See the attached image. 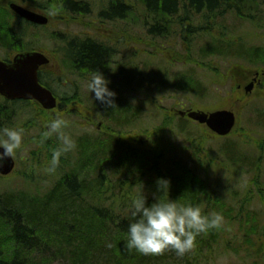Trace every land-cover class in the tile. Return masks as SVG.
I'll list each match as a JSON object with an SVG mask.
<instances>
[{
  "label": "rangeland",
  "instance_id": "rangeland-1",
  "mask_svg": "<svg viewBox=\"0 0 264 264\" xmlns=\"http://www.w3.org/2000/svg\"><path fill=\"white\" fill-rule=\"evenodd\" d=\"M45 1L47 5V0H40V3L43 4ZM81 1L87 3L92 14L83 15L58 7V10H55L56 14L50 15V9L47 12L51 19L50 24L39 29L30 28L25 34L24 43L28 45L29 49L41 50L49 56L53 64L58 66L56 72L57 75H61L62 81L70 79V76L65 72L67 64L64 63L62 53L63 38L65 40L90 38L96 41H107L105 37L108 33L103 31L104 21L98 15L100 10L107 6L109 0ZM124 2L130 8L125 20H115L113 26H106L114 31L115 26L134 39V50L131 49L128 52L127 47L125 50L121 45L118 47L120 50H124V60H121V57H113L116 66L124 64L127 69L131 70L130 80L127 73L125 76L116 74L106 76L111 80L110 87L112 89L117 85L122 90L116 97L118 109L108 108L99 101L97 107L92 103H87L84 98L77 100L74 106L68 104L65 110L59 113L71 123V127L66 129V132L72 135L75 143L85 135L93 138L96 135L95 131H98L104 139H107L111 134L113 135L110 137L111 141L120 139L119 141H123L133 149L138 147L141 150H146L154 145L156 147L162 145L166 152L171 149V155L176 154L178 158L186 160L192 167H196L197 162V173L206 181L209 180L213 192L231 210L233 207L237 208L245 198H250L249 206L241 213L244 222L247 223L246 229L242 231L234 225L227 232L226 238L223 237L222 241L219 240L218 245L212 243V248L217 250L209 257V264H264V256L260 253L261 250L264 253V242L258 240L259 237L264 236V129L256 122L257 116L264 114V77L260 79V85L255 83L251 93L246 94L244 91L256 74L264 73V67H251L250 60L244 61L237 55H232L233 58L227 56L226 59L211 58L222 75H226L230 67L240 64L241 66L238 65L240 70L237 71L240 74H238L239 83L235 84V80L232 79L225 82V87H219L212 83L210 72H201L198 73L200 80L204 86L209 87V93L202 98L193 97L191 93L180 89H173L172 85L182 81L180 76L190 70L180 63L166 61L165 51L170 49H175V52L181 51L180 40L175 35H171L168 39L159 38L155 35L156 33H150V30L153 27L160 30L169 27L170 30L177 31V24L173 20L163 21L154 16L148 7L142 5L141 0H124ZM5 3L6 0H0L1 6L4 7ZM244 12L245 15L251 13L254 17L252 23L236 17L234 13L227 14L217 22L223 24L222 27L227 29L229 36L241 38L244 49L264 46V0H257L251 8L245 6ZM12 16L14 15L12 14ZM191 20L194 26L202 22L199 15L192 14ZM209 43L210 38L202 36L197 41L196 49ZM12 52L15 51L0 49V59L9 56ZM113 68L115 70V67ZM157 73L158 75H156ZM90 77L88 75L86 80L78 82L88 96L94 97V94L87 88ZM71 79L73 78L71 77ZM147 83L153 85L142 87ZM137 84H141L140 89H137ZM133 101L135 102L133 103ZM181 109L204 112L229 110L235 114L236 127L231 135L221 138L214 136L206 127L186 119L182 124L193 130L191 133L194 138L189 139L184 132L175 128L181 124L177 119H174L175 134L170 136L172 146L168 147L165 140L163 144L160 142L158 139L160 135H156L158 131L154 129L161 124L165 115H172L174 110ZM117 110L120 112L119 118L113 115V111ZM7 113L9 115L7 125L9 120L11 121L8 127L23 128L25 139L22 148L17 150L15 156V170L8 177L0 178V194L7 193V190L16 192L22 190L34 195L49 187L53 188L62 176L63 168L59 165L54 174H48L45 171L52 155V151L48 148L44 149L42 144L45 142L43 132L46 131L47 120L41 112L35 117H32L27 111L20 112L19 118L16 116L12 118L10 110ZM136 113L138 116L135 115ZM70 115L73 116L70 117ZM176 133H179L178 136H175ZM243 134L248 135L247 142L244 141L246 136ZM30 138L34 140L31 144L29 143ZM51 140H46V142L51 141L48 143L51 149H54L56 144L57 147L59 146L57 138ZM92 142L94 143L95 140ZM228 143H233L236 151L230 150V146H226ZM224 145L227 153L237 159L234 164L229 162L222 153ZM75 149L77 148L75 147L73 150ZM73 155L76 156L75 153ZM42 159L43 162L40 163ZM72 163L74 165L69 168V171L77 173L76 160H73ZM198 163L202 166L200 164L198 166ZM79 177L82 179L83 175L79 174ZM253 178L260 183L261 195L253 186ZM149 194L146 192L145 195L149 196ZM2 232H4L3 229ZM253 240L255 243H252ZM13 243L12 241L8 242L10 245ZM41 252L47 257L52 256L44 250ZM170 253L173 256H169ZM166 255L168 257L159 260L157 264H186L183 257L176 256L173 251H166ZM47 257L44 264H61L55 262V259L49 260ZM179 259L182 263H178ZM190 264H200V259H191Z\"/></svg>",
  "mask_w": 264,
  "mask_h": 264
},
{
  "label": "trees",
  "instance_id": "trees-1",
  "mask_svg": "<svg viewBox=\"0 0 264 264\" xmlns=\"http://www.w3.org/2000/svg\"><path fill=\"white\" fill-rule=\"evenodd\" d=\"M256 1L141 0L142 5L154 11L158 18L163 21L173 20L178 26L177 31L170 30L169 27L163 30L153 27L152 31L150 30V33H156L159 38L168 39L175 35L180 40V52H175V49L164 52L166 61L180 63L190 69L180 76L182 81L172 85L173 89H180L191 93L193 97L202 98L209 93V87L204 86L200 80L198 73L201 72H210L212 83L219 87H225V82L232 79L235 80V84L239 83L240 74L237 71L240 70L238 68L240 64L234 62L237 66L230 67L226 75H222L211 58L226 59L227 56L233 58L232 55H237L244 61L250 60L251 67H264V46L244 49L241 38L229 36L227 29L222 27L223 24L217 22L227 14L234 13L236 17L252 23L254 17L251 13L245 15L244 9L245 6L251 8ZM63 7V10L78 9L79 12L77 3L67 2L68 8ZM177 7L185 9L183 18L178 20L175 14ZM116 12L121 15L122 8H116ZM192 14L201 16V24L197 26L192 24ZM30 28V25L12 16L11 12L0 5L2 49L17 51L19 43L27 49L28 45L24 43V39ZM202 36H208L210 43L196 49L197 41ZM62 43L63 56L70 60L69 43L64 38ZM71 56L70 61L79 68L87 67L96 71L102 69L103 52L95 44L89 42L81 44L73 49ZM151 85L153 84L147 83L142 87ZM140 86L141 84H137V89H140ZM135 115L138 116L137 113ZM263 116L264 114L262 116L259 114L256 122L264 129ZM43 117L49 120L47 115ZM174 119L181 124L175 128L184 132L189 139L194 138L191 133L193 130L182 124L186 119L174 114L165 115L161 124L154 130L158 131L156 135H160L158 138L160 142L163 144L165 140L168 147L172 146L170 136L175 134ZM10 124L9 120L8 125ZM243 135L246 136L244 141L247 142L248 135ZM49 142L45 140L42 144L44 149L52 151ZM76 146L77 152L73 151L76 156L73 152L61 156L60 166L63 168V174L53 188L49 187L34 195L22 190L17 192L7 190V193L0 194V264H44L47 256L42 254V250L52 255L47 257L49 260L55 259V262L61 264L159 263V260L168 257L166 252L162 255L146 256L135 249L129 251L125 246L131 219L129 206L132 199L142 193V189L144 194L150 193L147 196L149 205L154 202L153 194H156L164 199L200 205L205 214L211 211L222 213L224 217L222 226L219 229H210L206 234L197 237L196 248L183 257L186 264H190V260L194 258H199L200 264H209V257L217 250L212 248V243L218 245L219 240L226 238L227 232L234 225L242 231L246 229L247 223L244 222L241 213L249 206L250 198H245L237 208L233 207L231 210L213 192L208 178L206 177L208 180L206 181L197 173V162L196 167H192L176 154L171 155V149L166 152L164 146L154 145L141 150L138 147L133 149L123 141L104 139L93 143L85 142L83 138L77 140ZM226 146H230L233 152L236 151L233 143ZM222 153L229 162H233L232 164L237 161L234 156L227 153L225 145ZM168 155L170 156L167 157ZM73 160H76L77 173L69 171L74 165ZM42 162L43 159L40 163ZM79 174L83 175L82 179ZM159 177L171 181L167 194L157 192L156 180ZM252 181L261 195L260 183L255 178ZM2 229L4 232L1 233ZM262 237L258 240L264 242ZM255 240L252 243H255ZM9 241L14 242L13 245L8 244ZM108 242L112 247L106 246ZM35 251L37 254H34ZM260 253L264 256L262 250ZM169 256H173L172 253ZM179 262L182 263L180 259Z\"/></svg>",
  "mask_w": 264,
  "mask_h": 264
},
{
  "label": "clouds",
  "instance_id": "clouds-1",
  "mask_svg": "<svg viewBox=\"0 0 264 264\" xmlns=\"http://www.w3.org/2000/svg\"><path fill=\"white\" fill-rule=\"evenodd\" d=\"M55 15V10L49 11ZM111 80L102 71H94L87 82L88 90L94 94V100L108 108L118 109L116 97L118 93L110 87ZM66 89L61 90V94ZM70 94V93H69ZM135 101H133L134 103ZM71 127L69 120L57 114L46 123L47 130L43 138L47 140L55 135L59 146L52 150L51 159L45 171L54 174L61 162V156L76 147L72 135L65 130ZM24 129L4 127L0 129V162L13 158L17 150L22 148ZM171 181L165 177L156 180L157 192L167 194ZM154 202L148 204V197L142 193L134 197L129 206L131 217L127 229L125 246L129 251L135 249L143 255H162L173 251L176 256L184 257L197 246V237L206 234L210 229H219L224 221L222 213L203 212L200 205L180 203L173 199H164L153 194ZM107 247H112L110 242Z\"/></svg>",
  "mask_w": 264,
  "mask_h": 264
},
{
  "label": "flooded vegetation",
  "instance_id": "flooded-vegetation-1",
  "mask_svg": "<svg viewBox=\"0 0 264 264\" xmlns=\"http://www.w3.org/2000/svg\"><path fill=\"white\" fill-rule=\"evenodd\" d=\"M67 2H72L74 4L77 3L79 6V13H82L83 15L92 14V12L89 11L90 8H88L89 6L87 5V3L81 0H73V1L71 0H47V5H46V1L45 3L41 4L40 0H6L4 9L12 12L10 6L15 5V6L21 7L22 9H25L32 13H41V14L47 15L49 19V24H50L51 19L47 12L50 9L58 10V7L64 9L63 6H65V8H68ZM125 4L126 3L124 2V0H109L107 6L100 10L98 17H100L104 21L103 25H105L104 26L105 28L103 29V31H106L108 33L107 37H105L107 39L106 42L96 41L90 38L67 39V43H69L68 48L70 52L69 54L70 60L72 59L71 52L73 51L75 47H78L81 44H84L86 42L95 44L99 46L101 51L103 52V64H102L101 71L105 74V76L109 74H111V76H114L115 74L117 76H125V74L127 73L128 78L130 80L131 70L127 69L124 64L120 66H116V62L113 61V57H121V60H124L125 48L127 47L128 52H130L131 49L134 50V39L131 38L129 35H127L125 32L118 30L115 26H114L115 31L112 30L111 28L106 27V26H113L114 25L113 22L115 20H122V21L125 20L127 11L130 10L129 6H126ZM116 8H122L123 12L121 15L117 14ZM184 10L185 9L183 7L176 8L175 14L177 15L176 16L177 20L180 18H183ZM149 11L153 12L154 16H156L154 11H152L151 9H149ZM19 19L23 21L25 24L30 25L31 28H34V27L38 28V26L36 25H33L21 18ZM120 45L123 47L124 50H120L118 48ZM18 47H19L18 52L16 53L12 52L9 56L7 55L6 57H3L0 60L5 61V62H11L12 59L17 54L34 51L33 49L23 48L22 43H19ZM0 49L4 50L1 47ZM47 58L49 60V64L41 66L38 70V73H37L38 82L43 88L50 91V93L52 94V96L54 97L56 101V108L53 111H46L36 101L23 100V99L8 100L5 97L0 95V120H2L0 129L4 127H8L7 125V121L9 119V115L7 113L8 110L11 111L10 116L12 118L15 116L19 118L21 116L20 112L27 111L32 117L40 115V112H41L42 116L47 115L50 120L56 116V112L57 114H59L60 112L65 110L68 104L74 106L77 100H80V99L82 100L83 98L85 99L87 103H92L93 105L98 107V101L94 100L93 96L91 95L88 96L86 92L84 91V88L78 82L79 80H86L87 76L88 75L91 76V74L96 70L87 68V67L79 68L75 64H73L70 60H68L67 58L63 56L64 63L67 64V68L65 72H67V74L70 76V79H65L64 81H62L61 75H57V72H56L58 71L57 69L58 66L56 64L55 65L53 64L49 56H47ZM113 67H115V70ZM71 77L74 80L71 79ZM260 84L261 83L259 82L258 85ZM62 89H66V91L63 92V94H61ZM113 89L117 93H121L122 91L117 85H115ZM72 100H74V102H72ZM113 115L116 118H119L120 112L113 111ZM71 116L73 115H70V117ZM45 130H47L46 127H45ZM95 132H96V135H94L93 138L87 135L81 138H83L85 142H92L94 140L103 141L104 140L103 135L98 131H95ZM110 137H113V135L110 134L107 140H112ZM52 138L54 139L57 137L53 135L48 139L51 140ZM120 138H121V134H120ZM24 139H25V134H24ZM26 139L28 140V138ZM115 140L119 141L120 139H115ZM29 141H30L29 143L31 144L33 143L34 140L30 138Z\"/></svg>",
  "mask_w": 264,
  "mask_h": 264
},
{
  "label": "water",
  "instance_id": "water-1",
  "mask_svg": "<svg viewBox=\"0 0 264 264\" xmlns=\"http://www.w3.org/2000/svg\"><path fill=\"white\" fill-rule=\"evenodd\" d=\"M10 8L20 18L32 24L43 26L48 23V19L41 14L29 12L15 5ZM48 62L49 60L39 52L18 54L11 63L0 61V95L8 100H35L46 110L55 108L56 102L52 94L38 83V70ZM253 87L254 83L252 82L246 86L245 93H250ZM177 114L205 126L211 133L219 137L231 134L236 124L235 114L228 110L209 113L186 110L178 111ZM13 168V158H7L0 162V174L2 175H8Z\"/></svg>",
  "mask_w": 264,
  "mask_h": 264
},
{
  "label": "bare ground",
  "instance_id": "bare-ground-1",
  "mask_svg": "<svg viewBox=\"0 0 264 264\" xmlns=\"http://www.w3.org/2000/svg\"><path fill=\"white\" fill-rule=\"evenodd\" d=\"M69 11L76 13V12H78V9L77 10H69Z\"/></svg>",
  "mask_w": 264,
  "mask_h": 264
}]
</instances>
